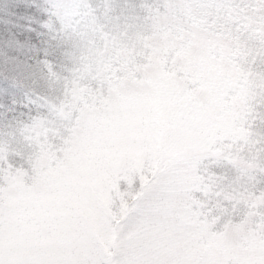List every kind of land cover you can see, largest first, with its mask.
Returning <instances> with one entry per match:
<instances>
[{
	"label": "snow or ice",
	"instance_id": "snow-or-ice-1",
	"mask_svg": "<svg viewBox=\"0 0 264 264\" xmlns=\"http://www.w3.org/2000/svg\"><path fill=\"white\" fill-rule=\"evenodd\" d=\"M0 264H264V0H0Z\"/></svg>",
	"mask_w": 264,
	"mask_h": 264
}]
</instances>
